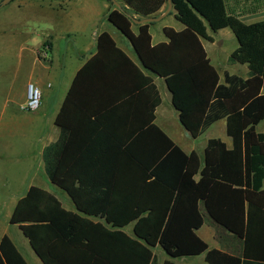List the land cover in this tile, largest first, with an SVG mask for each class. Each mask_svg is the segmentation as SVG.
<instances>
[{
    "label": "trees",
    "instance_id": "obj_1",
    "mask_svg": "<svg viewBox=\"0 0 264 264\" xmlns=\"http://www.w3.org/2000/svg\"><path fill=\"white\" fill-rule=\"evenodd\" d=\"M121 1L144 17L157 16L168 2ZM172 2L185 28H165V43L153 45L149 23L135 34L124 12L114 10L108 19L132 41L143 66L165 79L191 136L197 139L225 119L233 147L212 138L203 156L188 154L152 124L162 103L157 85L103 32L98 54L77 74L57 116L59 139L44 152L49 180L78 213L32 186L10 220L43 264H158L156 248L171 259L205 254L208 264H264V132L257 130L264 121V21L245 23L226 0ZM249 2L251 12L264 6V0ZM223 29L237 40L228 63L247 65V78L226 71L222 82L208 57L203 41L213 42L211 34ZM105 56L126 60L143 77L148 123L122 129L111 123L113 114L72 112L75 88ZM85 120L96 129L81 139L72 125ZM205 214L244 241L242 256L210 249L198 235ZM131 225L133 235L126 231ZM0 264H29L8 235L0 242Z\"/></svg>",
    "mask_w": 264,
    "mask_h": 264
},
{
    "label": "crops",
    "instance_id": "obj_2",
    "mask_svg": "<svg viewBox=\"0 0 264 264\" xmlns=\"http://www.w3.org/2000/svg\"><path fill=\"white\" fill-rule=\"evenodd\" d=\"M2 1L0 0V4ZM13 1H15V4L12 8L9 7L8 10L1 12L0 22L2 20L5 22L10 17L12 22H15L13 17L22 16L24 11H31L35 14L32 26L29 25L24 28L21 24L11 25V22L9 24L4 23L5 25L1 30L4 48H14L16 47L15 43L19 42L18 46L21 49L22 60L25 59L24 62L31 64L33 68L30 77L24 84L19 107L21 109L26 101L27 86L30 83H34L41 88L43 97L41 107L34 113L36 119L31 118L32 123L21 122L17 124L16 120L12 119L16 115L12 113L10 86L3 101L4 116L0 117V172L7 170L3 173V179L1 178L2 173H0V220L5 221L8 228L0 235V242L4 235H8L29 264H43L19 226L11 224L10 220L18 201L32 186H38L49 192H51L48 188L49 185L54 186L50 180L48 184L45 179L44 152L47 147L56 143L59 139L60 129L56 125L57 116L69 90L71 91L73 87L77 74L98 54L99 36L103 32L109 33L117 46L126 53L134 65L145 76H151L153 84L157 85L162 103L156 111L152 112V124H156L169 136V133L173 134L178 142L170 137L188 154L197 151V149H187L182 145L180 140L185 135L174 133L176 129H183L189 134L188 137L196 140L181 124L179 112L173 105L172 93L169 91L165 79L156 76L143 66L132 41L109 21L108 16L114 10L124 12L130 18L132 31L135 34L139 33L141 26L149 23L153 45L169 41L165 28L182 31L185 26L178 20L175 9L165 14L169 7L168 2L155 17L139 15L121 0H116L120 7L116 6L112 0H12L0 7V11ZM226 1L229 11L239 16L245 23L251 24L264 21V6L256 12H251L247 8H251L249 0ZM145 18H159V20L147 23L133 21H141ZM36 33L40 40L34 43L31 36ZM21 38H26V40L20 42ZM59 41L65 42V52H62V47L57 44ZM45 43L47 44L45 45ZM214 43L215 41H203L208 57L220 73L222 82L226 71L247 78L249 73L247 65L238 63L229 65L226 62L225 66H221L220 61H214L210 57L207 45H213ZM44 50L49 54L46 61L41 59V53ZM97 63V66L91 68L75 88L72 99L73 104H71L72 112L80 113V110H88L85 113L94 111L100 115L113 114L114 120L111 119V123L114 126L119 125L122 129L137 127L144 122L148 123L149 95L148 90L144 89V80L141 74L122 58L105 56ZM66 69L70 70L69 79L63 76V71ZM164 98L168 105L166 108ZM8 107L10 109H7ZM107 107L109 109L104 111ZM17 125H20V130H22L24 136L18 139L19 146H21L20 151L14 154V158L17 160L16 167L18 168L13 170L12 160H10V157H13L11 156L10 145H13L16 139ZM24 125H28L27 132H24ZM33 125L35 132H32L33 135L29 137L27 133L32 131L31 127ZM72 126L80 134L81 139H87L88 134L96 129V126L89 120ZM211 128L217 130L216 138L225 142L228 148L233 147V140L227 134L225 119L219 120L209 129ZM257 130L264 132V121L258 125ZM207 142L202 153H199L202 156ZM19 187L24 191H19ZM67 197L70 206H63L69 211L78 213L73 200L68 195ZM201 207L204 211L203 205ZM204 219V225L198 230V235L209 245L210 249H217L238 257L242 256L244 250L242 239L224 229L209 215L205 214ZM12 231H18V234L13 236ZM161 252L162 254L158 257V264H164L167 260H174L176 264H208L205 254L171 259L162 249Z\"/></svg>",
    "mask_w": 264,
    "mask_h": 264
},
{
    "label": "rangeland",
    "instance_id": "obj_3",
    "mask_svg": "<svg viewBox=\"0 0 264 264\" xmlns=\"http://www.w3.org/2000/svg\"><path fill=\"white\" fill-rule=\"evenodd\" d=\"M15 1H13L12 3H10L9 5H7L6 7H4L2 9V11H0V15L2 16V13L4 10H8L9 7L12 8V6H14ZM24 14H22V16L18 17H13V21L10 18H7V23L6 21L4 22V20H2L0 22V117L4 116V112H3V101L5 100L6 94H7V89H9V86L11 88V97H12V103H11V108L16 117L12 118L13 120H16L17 124L21 123V122H25V123H32L31 118H35L34 113L35 112H25L24 110L20 109V98H21V94L23 91V87L25 82L28 80V78L31 75V72L33 71L32 65L31 64H27L25 63V59L22 60V54H21V49L19 48L18 44L19 42H14L16 44V47L11 48V49H7L6 47L4 48L3 46V35H2V28L5 24H9L11 23V25H15V24H21L24 28H27L29 25L33 24V21L35 20V14L31 11H24ZM40 15V14H39ZM0 16V17H1ZM5 23V24H4ZM32 26V25H31ZM214 37V41L215 43L213 45H207L208 47V51H209V55L212 59L220 61L221 66H225L226 62H228L229 56L230 54L237 48V40L234 36V34L232 33V31L230 29H225L223 31H219L218 33H213L212 34ZM26 40V38H21L20 42H24ZM31 40L35 43L37 40H40V37H38V34H33L31 36ZM19 41V40H18ZM60 42V41H59ZM59 44L62 47V52H65V42H60ZM22 60V62H21ZM27 60V59H26ZM27 62V61H26ZM63 76L64 78L69 79L70 78V70L66 69L63 71ZM54 78V75H53ZM66 80V79H65ZM165 97V96H164ZM164 105L165 108L168 107L167 105V101L164 98ZM7 109H10L9 107ZM21 119H23V121H21ZM36 119V118H35ZM30 125V124H28ZM28 125H24V132L28 131L27 127ZM18 128L16 130L15 133V141L13 142V145H10L11 148V153L13 157H10V160H12V165H13V170H16L18 167L17 166V160L16 158H14V154L18 153L20 151V147L19 146V141L18 139L21 138L22 135V130H20V125H17ZM32 128V131L29 133H27V136L31 137L33 135V133L35 132V128L34 125ZM217 130L214 128L209 129L208 131H206L203 135H201L198 139L196 140H192L189 136V134L184 131L183 129H176V131L174 133H176L177 135H185V137L181 138V143L182 145H184L187 149H197V151H199V153H202L203 148L205 146V143L207 142L208 139L210 138H216V132ZM33 132V133H32ZM169 133V132H168ZM170 136L175 140V136H173V134L169 133ZM178 142V141H177ZM7 169L3 170V172L1 171L0 173H2L1 178H4V174L6 172ZM45 179L46 182H48V184L50 183L49 178L45 172ZM21 187H19V191L22 190L20 189ZM51 191V193H53L56 197L59 198V200L63 203V205L65 207H69L70 203L68 201V197L66 195L65 192H63L62 190H60L58 187L56 186H52L51 184L48 187ZM24 191V190H22ZM67 199V201H66ZM75 210V208H74ZM8 228V224L5 223V221H3L2 219L0 220V235ZM13 229V228H12ZM133 225L129 226L126 228V231L129 234H133ZM13 236L16 234H18V231H12ZM154 252L157 256V259L159 257V255L162 254L161 249L160 248H156L154 249ZM160 259V258H159Z\"/></svg>",
    "mask_w": 264,
    "mask_h": 264
},
{
    "label": "built area",
    "instance_id": "obj_4",
    "mask_svg": "<svg viewBox=\"0 0 264 264\" xmlns=\"http://www.w3.org/2000/svg\"><path fill=\"white\" fill-rule=\"evenodd\" d=\"M49 54L46 50L42 51L41 59L47 60ZM42 90L39 86L34 83H30L27 86V97L25 103L21 106V109L25 112H35L37 111L42 104Z\"/></svg>",
    "mask_w": 264,
    "mask_h": 264
},
{
    "label": "water",
    "instance_id": "obj_5",
    "mask_svg": "<svg viewBox=\"0 0 264 264\" xmlns=\"http://www.w3.org/2000/svg\"><path fill=\"white\" fill-rule=\"evenodd\" d=\"M12 0H3L0 4V7L6 5L7 3L11 2ZM114 2V4L118 7H120L119 3L116 1V0H112ZM168 9L166 10L165 14H168L171 10L174 9V6H173V2L172 0H168ZM159 20V18H145L144 20H141V21H137V20H133L134 22L136 23H142V22H153V21H157ZM156 76H158L156 73H154Z\"/></svg>",
    "mask_w": 264,
    "mask_h": 264
}]
</instances>
